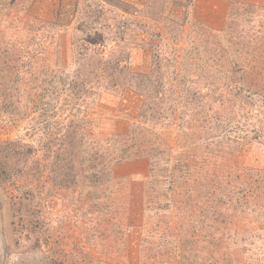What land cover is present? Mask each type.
Segmentation results:
<instances>
[{"label": "rangeland", "instance_id": "374dc122", "mask_svg": "<svg viewBox=\"0 0 264 264\" xmlns=\"http://www.w3.org/2000/svg\"><path fill=\"white\" fill-rule=\"evenodd\" d=\"M262 126L264 0H0V264H264Z\"/></svg>", "mask_w": 264, "mask_h": 264}, {"label": "trees", "instance_id": "16d2710c", "mask_svg": "<svg viewBox=\"0 0 264 264\" xmlns=\"http://www.w3.org/2000/svg\"><path fill=\"white\" fill-rule=\"evenodd\" d=\"M93 16H96V13L95 14H93ZM93 21H91V22H84V23H82V24H80L77 28L79 29L80 28V31H84V34L85 35H88L91 31H93V30H95L96 29V27L94 26V22H95V20L94 19H92ZM83 43V44H82ZM74 44L79 48L81 45L82 46H84L85 44H87V46H84L83 47V52L81 53L80 52V55H78L79 57H80V59L84 62L85 61V59H88V60H90V58L88 57V55H87V50H88V48H89V46H88V44H90L89 43V41L88 42H86L84 39L83 40H81V45H80V41L79 40H76L75 42H74ZM78 57V58H79ZM191 58V59H190ZM188 57V59L187 60H191V61H194L195 60V57ZM203 61H204V64H206L207 65V63L209 64H218L219 62L217 61V60H219L220 61V56H213V55H208L207 57L206 56H201L200 57ZM185 59V58H184ZM216 61V62H215ZM83 62L81 63V64H79V66H78V69L80 70L81 68H82V65H83ZM85 63V62H84ZM161 69L164 71V69L161 67ZM212 69H213V66H212ZM161 70V71H162ZM220 70H218V71H216L215 72V74H220V73H222V72H219ZM155 74L157 75V77H159L160 75H161V73H160V69H156V71H155ZM178 77H182V72H181V70H179V71H177L176 72V79L178 78ZM63 81H65V79H62V81L61 82H63ZM80 81H81V79H80V76L78 75L73 81H72V79L71 80H67V82L66 83H63V84H65V85H67V86H69L70 87V90H72V91H79V89H80V87L83 85L82 83H83V81L80 83ZM80 84H82V85H80ZM228 89V88H227ZM153 92H157L156 93V95L157 96H159V97H161V96H163V94H164V90L162 89V88H159V87H153L152 89H151ZM151 90L148 88V93H151ZM229 91L227 92V93H225L224 92V98L222 99L223 100V102H224V104H230L231 103V99H239V100H242V98H245V100H244V107L242 108V109H240V111L239 112H243L244 110H245V112H247V109L246 108H248V107H250V106H252L251 107V112L252 113H256V110L257 109H255L254 108V104H255V99H254V96H255V94L254 93H251L250 91H248V90H246L244 87H234V88H231V89H228ZM53 91V88H51V89H49L48 90V94H50L51 92ZM80 91H82V87H81V90ZM203 91H204V88H201V90H200V92H199V95H197V96H195V100H201L200 102H198V104L200 105V104H202V103H204V102H206L207 101V99H206V97H207V95H203ZM179 94H180V96H181V100L178 102V106H176V108H178V107H181L182 108V110L183 111H186V110H188V109H191L190 107H189V105L191 104V100H187V98L190 96L191 98H192V93H191V90H189V89H187V88H184V87H181L180 89H179ZM194 94V93H193ZM195 95V94H194ZM193 95V96H194ZM183 97L185 98V99H183ZM230 97H231V99H230ZM261 97H263V96H261ZM223 104V105H224ZM191 105H193V104H191ZM220 105V104H219ZM189 107V108H188ZM200 107H202V108H204L205 107V105H200ZM192 108H196L195 106H193ZM241 108V107H240ZM49 110H50V107H49ZM56 111H57V108L54 106L53 108H52V113L53 114H49L48 116H47V118L49 117L50 119H52V117H53V115L56 113ZM52 115V116H51ZM216 115V122H217V124H222V126L219 128V129H221V133H222V135H223V139L224 138H230L231 136H232V133H233V130H230V128L232 127V125H234L232 122H231V120L227 117V116H224V120L216 113L215 114ZM43 118H44V116H42ZM250 117V115H249V112H248V114H246V119L247 118H249ZM250 119V118H249ZM248 120V119H247ZM46 121V120H45ZM46 125V127L48 126V124H50V121H48V122H46L45 123ZM247 124H243V127L244 126H246ZM263 129H264V127L262 126L259 130H260V133L263 131ZM235 132H237V131H235ZM226 135V136H225ZM253 135H255L256 137H257V133H255V134H253ZM242 137H244L245 135H241ZM62 170V168L61 167H58V169L56 170L55 168H53V169H51L50 171H51V173H50V177H51V179H52V182L55 184V185H59V183H58V181H59V174L61 173L60 171ZM26 194H28V193H26ZM33 199L32 198H30V197H28V196H26L25 195V193L24 194H22L21 196H16V197H12V200H10V202L11 203H13L12 204V209H11V211H13V213H21V211L22 210H26V209H28L29 208V205H30V202L32 201ZM172 201H173V198H172V196H170V197H168L167 199H166V204H165V207L166 208H168V206L169 205H172ZM18 204V209H17V211H16V209H13L14 208V205L16 204V203ZM26 202H28L27 204H26ZM31 203H33L34 204V202L32 201ZM27 212H28V210H27Z\"/></svg>", "mask_w": 264, "mask_h": 264}]
</instances>
